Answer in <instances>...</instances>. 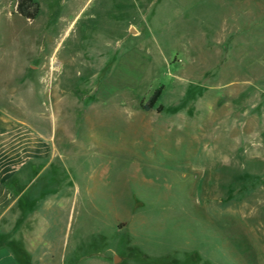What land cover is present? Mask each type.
I'll return each instance as SVG.
<instances>
[{
    "label": "rangeland",
    "instance_id": "obj_1",
    "mask_svg": "<svg viewBox=\"0 0 264 264\" xmlns=\"http://www.w3.org/2000/svg\"><path fill=\"white\" fill-rule=\"evenodd\" d=\"M33 2L0 115L42 137L40 261L264 264V0Z\"/></svg>",
    "mask_w": 264,
    "mask_h": 264
},
{
    "label": "crops",
    "instance_id": "obj_2",
    "mask_svg": "<svg viewBox=\"0 0 264 264\" xmlns=\"http://www.w3.org/2000/svg\"><path fill=\"white\" fill-rule=\"evenodd\" d=\"M22 131L17 122L0 115V264H27L25 255L29 264H63L40 261L36 254L44 236L42 220L35 216L42 200L30 190L41 173L42 137L30 136L27 146Z\"/></svg>",
    "mask_w": 264,
    "mask_h": 264
},
{
    "label": "trees",
    "instance_id": "obj_3",
    "mask_svg": "<svg viewBox=\"0 0 264 264\" xmlns=\"http://www.w3.org/2000/svg\"><path fill=\"white\" fill-rule=\"evenodd\" d=\"M27 5H35V9L32 12H28L25 10V6H27ZM17 11L24 18H26L28 20H34V18L37 16V14L39 12V6L37 3L35 4L33 2V0H19ZM159 95H160V91H158L156 93L154 98L150 101V104L144 105V108L146 110L152 109L155 102L157 101V98L159 97Z\"/></svg>",
    "mask_w": 264,
    "mask_h": 264
}]
</instances>
